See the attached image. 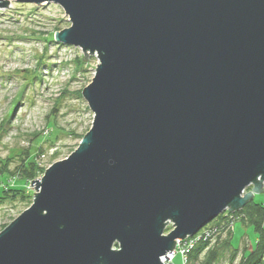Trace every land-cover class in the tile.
Instances as JSON below:
<instances>
[{"label":"water","instance_id":"1","mask_svg":"<svg viewBox=\"0 0 264 264\" xmlns=\"http://www.w3.org/2000/svg\"><path fill=\"white\" fill-rule=\"evenodd\" d=\"M16 1L60 7L55 42L99 64L82 92L92 126L31 181L0 264H162L263 192L264 0Z\"/></svg>","mask_w":264,"mask_h":264},{"label":"rangeland","instance_id":"2","mask_svg":"<svg viewBox=\"0 0 264 264\" xmlns=\"http://www.w3.org/2000/svg\"><path fill=\"white\" fill-rule=\"evenodd\" d=\"M68 19L53 4L8 0L0 9V194L23 189L30 197L0 204V232L31 205L36 193L31 181L69 157L92 126L94 113L82 92L99 62L81 48L55 42L56 32L70 27ZM24 170L36 176L25 181ZM262 191L256 203H264V186ZM234 228L238 264L241 251L253 249L256 234L241 221ZM228 256L221 264H228ZM173 262L183 264L179 256Z\"/></svg>","mask_w":264,"mask_h":264},{"label":"bare ground","instance_id":"3","mask_svg":"<svg viewBox=\"0 0 264 264\" xmlns=\"http://www.w3.org/2000/svg\"><path fill=\"white\" fill-rule=\"evenodd\" d=\"M44 5V4H43ZM58 7V6H57ZM60 8V7H59ZM60 10H62L60 8ZM63 11V10H62ZM65 14V13H64ZM66 16V15H65ZM82 141V139H81ZM80 141V142H81ZM80 144V143H79ZM79 146V145H78ZM78 148V147H77ZM51 167V166H50ZM49 167V168H50ZM260 178L261 177H258L256 179V181H260ZM261 184H262V188L264 186V182L261 181ZM250 188H254V183H251V185H249L247 188H245L241 195H240V198H243L245 194H247V190H249ZM249 193V192H248ZM34 196L35 194L33 195L32 197V201H31V205L29 207H31L33 205V202H34ZM255 196L250 200L248 201L246 204H248L249 202L253 201L255 199ZM255 201V200H254ZM245 204V205H246ZM244 205V206H245ZM243 206V207H244ZM263 206H264V203H263ZM230 208H226L225 211L218 215L215 219H213L211 222L207 223L206 225H204L196 234H194L193 236H187L185 239H176L174 242H175V245H174V248L172 249V251H169L167 252L164 256L160 257V262L162 264H174V259L175 257L179 256L181 257L182 259V262L183 264H187L188 262V256L189 254L192 252L193 249H190L188 252L186 250H184V248L186 247V245H188L189 241L190 240H195V244L194 246H198L199 244H205L206 245V250L207 249H212V248H216L218 247L219 249V253H220V259H219V262L217 264H221V261H223V259L225 258V256L228 254V264H234L235 263V260L236 258L238 257V250L239 249H235L233 248L232 244H231V241H232V238H233V231H234V226H235V223L238 222V221H241V222H244L245 225L247 226H252L253 225L251 223L248 222V220L246 219V217H244L243 215H241V209L239 210H232L230 211L229 210ZM238 215V216H236ZM242 216V217H240ZM220 219V220H219ZM218 221L219 223L222 222V224H218ZM164 230H163V236H167L171 231H173L175 229V225L174 223H172L171 220H168L165 225H164ZM224 226V227H223ZM224 229L227 231V233H229L231 235V241L229 242V247H224L223 246V241L226 239V234L223 235L225 232H224ZM1 233V232H0ZM216 233V234H215ZM222 236H223V239H222ZM221 240V241H220ZM220 241V242H219ZM255 242H256V239H255ZM215 245H214V244ZM211 244H213L214 246H210ZM255 245V244H254ZM243 248H246V247H243ZM113 250L115 251H119V247L117 245H114V248ZM184 250V251H183ZM205 250V251H206ZM250 250V249H249ZM204 251V252H205ZM248 251V250H245L243 253L241 251V258H240V261L241 259L243 258V255L244 253ZM174 254V256L170 259L169 258V255L171 254ZM246 255V254H245ZM239 261V263H240ZM238 263V264H239Z\"/></svg>","mask_w":264,"mask_h":264},{"label":"trees","instance_id":"4","mask_svg":"<svg viewBox=\"0 0 264 264\" xmlns=\"http://www.w3.org/2000/svg\"><path fill=\"white\" fill-rule=\"evenodd\" d=\"M27 165L33 166L34 162L27 161ZM39 171V170H38ZM37 171V172H38ZM24 179H33L36 176L34 171L27 173L24 170ZM4 194V195H3ZM30 198L23 189H10L6 193L1 192L0 204L4 200L15 202L17 199ZM241 215L246 217L249 223L253 225V230L256 234V242L252 250L244 253L243 258L239 264H264V206L263 203H256L254 200L246 204L241 210ZM224 231H226L224 229ZM227 233V231H226ZM231 235L228 233L226 239L223 241L224 247H229ZM219 248H212L206 250L205 244L195 246L188 256L187 264H217L220 259ZM206 250V251H205ZM205 251V252H204ZM246 254V255H245Z\"/></svg>","mask_w":264,"mask_h":264},{"label":"built area","instance_id":"5","mask_svg":"<svg viewBox=\"0 0 264 264\" xmlns=\"http://www.w3.org/2000/svg\"><path fill=\"white\" fill-rule=\"evenodd\" d=\"M195 242H196L195 240H190L188 245H186V247L184 248V250H186L188 252L190 249H193L195 247L194 246ZM173 256H174V254L172 253L171 255H169V258L171 259Z\"/></svg>","mask_w":264,"mask_h":264}]
</instances>
